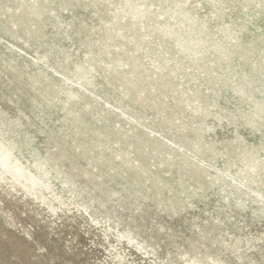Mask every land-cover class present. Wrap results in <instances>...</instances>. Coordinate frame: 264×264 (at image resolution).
I'll return each instance as SVG.
<instances>
[{"label":"rangeland","instance_id":"374dc122","mask_svg":"<svg viewBox=\"0 0 264 264\" xmlns=\"http://www.w3.org/2000/svg\"><path fill=\"white\" fill-rule=\"evenodd\" d=\"M0 136L69 203L0 181V264H264V0H0Z\"/></svg>","mask_w":264,"mask_h":264},{"label":"bare ground","instance_id":"6f19581e","mask_svg":"<svg viewBox=\"0 0 264 264\" xmlns=\"http://www.w3.org/2000/svg\"><path fill=\"white\" fill-rule=\"evenodd\" d=\"M79 91L80 89H74L72 93L74 94ZM108 103L110 102L108 101ZM123 114L126 113L124 112ZM131 118L137 123H140L137 121L138 119L135 116L131 115ZM142 126L144 128L147 127L146 125H142ZM131 130H133V128H131ZM99 131L100 130L97 129L95 133L99 134L100 133ZM146 134L148 137H150L149 132L146 133L145 131H142V134L135 136L134 142L135 143L141 142L144 145L156 146L157 148L166 146L170 148L172 151L176 152L177 149L169 146L167 142H165L164 140L161 141L156 136L152 137V139L144 138V135ZM134 142H132L130 146H133ZM98 143L99 144L96 147L100 149V152L102 154L103 151L100 147L103 146L104 143H101L100 141ZM113 143L116 142L109 141L107 144V148H113L114 147ZM182 147L183 146H180L179 148ZM114 154L115 157L120 158L121 162L128 165L132 164V159L130 158L129 155H124L123 149L121 148L115 149ZM98 161H100L99 158H97V162ZM136 161L138 162L136 168H139L144 171L147 170V167L143 166L140 160L139 161L136 160ZM56 162L57 159L48 155V157L44 159L34 160L33 164H31L30 162H28V160L23 154V150L20 148V146L17 145L16 142L11 140L10 138L0 136V181L8 182L12 188L20 187L23 191L35 197L36 199H41L43 201L47 200L49 208L54 213L59 209V207L55 206V202L59 203L60 208L69 206V203H67L64 199L65 197L64 192L62 191L58 192L56 185L52 181L54 178H58V175L60 174V172L57 171L58 173L56 174V176H53L52 171L49 168L51 166H56L57 165ZM131 167H133V165H131ZM113 168L114 167H112V169ZM61 183L63 185L65 184L67 185V189H63L64 191L72 193L71 186L74 185L75 181L71 176L69 175L65 176L64 179H61ZM83 211L96 226L103 227L105 236L107 237L113 236L116 238L118 242L120 243L126 242L128 245H131L133 248L139 251H143L145 254L151 253V251H149L148 249L149 245H147L144 241H141L136 235H134L132 233V230L130 229L120 230L118 225H112L110 223L106 224V222H101L92 215L88 207H84ZM116 257L120 262L123 261L124 264H129L126 255H123L122 252L117 249H116ZM193 264H207V263H202L199 261L196 262L194 260Z\"/></svg>","mask_w":264,"mask_h":264}]
</instances>
